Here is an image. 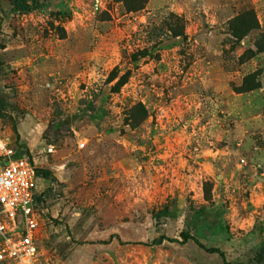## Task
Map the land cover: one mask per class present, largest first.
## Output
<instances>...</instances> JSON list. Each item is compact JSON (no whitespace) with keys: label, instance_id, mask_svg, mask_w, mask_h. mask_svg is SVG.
I'll return each instance as SVG.
<instances>
[{"label":"rangeland","instance_id":"obj_1","mask_svg":"<svg viewBox=\"0 0 264 264\" xmlns=\"http://www.w3.org/2000/svg\"><path fill=\"white\" fill-rule=\"evenodd\" d=\"M34 1H0V142L53 173L40 264H264V0Z\"/></svg>","mask_w":264,"mask_h":264},{"label":"built area","instance_id":"obj_2","mask_svg":"<svg viewBox=\"0 0 264 264\" xmlns=\"http://www.w3.org/2000/svg\"><path fill=\"white\" fill-rule=\"evenodd\" d=\"M84 144H81L83 147ZM53 146L48 152L52 153ZM0 264H40V205L34 161L0 142Z\"/></svg>","mask_w":264,"mask_h":264},{"label":"trees","instance_id":"obj_3","mask_svg":"<svg viewBox=\"0 0 264 264\" xmlns=\"http://www.w3.org/2000/svg\"><path fill=\"white\" fill-rule=\"evenodd\" d=\"M5 1H9L13 4V11L17 14H31V13H34V12H37L40 10L39 4H37L34 0H5ZM118 1L124 2L125 6L127 8V11H129V12L139 11V10L143 9V7L146 3V0H118ZM1 67H2V62L0 61V69H1ZM247 81H251V80H247ZM3 102H4V97L0 93V114H2ZM61 124H64V123H58L57 127H60ZM36 174H37V176L44 178L47 181H51L52 179H54L53 173L49 170L37 169ZM43 202H44V199L42 196H36V203L38 205H42ZM181 238H182L181 243L185 244L186 242L191 240L194 243H196L201 249L205 250L207 253L219 255L224 264H242V263L228 262L225 255H224V252L222 250H220L219 248H207V247H205L203 244H201L199 242V240L197 238L191 236L187 232H182ZM165 240H168L169 242H178L177 239H169L167 237L161 236L158 239L154 240L152 242V245H156V246L162 245ZM263 259H264V246L261 247V249L256 254V261L257 262H261Z\"/></svg>","mask_w":264,"mask_h":264}]
</instances>
